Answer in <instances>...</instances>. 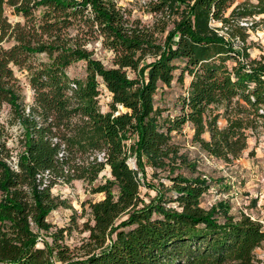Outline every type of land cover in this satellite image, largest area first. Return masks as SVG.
I'll list each match as a JSON object with an SVG mask.
<instances>
[{
	"label": "trees",
	"instance_id": "16d2710c",
	"mask_svg": "<svg viewBox=\"0 0 264 264\" xmlns=\"http://www.w3.org/2000/svg\"><path fill=\"white\" fill-rule=\"evenodd\" d=\"M146 13L152 22L117 0H0V108L21 131L15 159L0 123V264H262L264 225L229 201L202 206L212 181L174 134L191 125L193 144L231 164L264 128V58L246 48L264 0H151ZM96 43L110 66L90 49ZM79 62L83 79L68 73ZM15 69L26 73L30 103ZM186 75L180 114L163 116L158 92ZM75 181L104 195L88 203L80 261L48 222L66 205L52 189ZM144 187L155 196L143 197ZM43 233L52 242L40 247Z\"/></svg>",
	"mask_w": 264,
	"mask_h": 264
},
{
	"label": "rangeland",
	"instance_id": "374dc122",
	"mask_svg": "<svg viewBox=\"0 0 264 264\" xmlns=\"http://www.w3.org/2000/svg\"><path fill=\"white\" fill-rule=\"evenodd\" d=\"M125 8L133 10L134 17L140 18L145 23H150L153 16L146 13L147 4L151 0H117ZM8 16L11 22L23 21L22 18L12 15L9 11ZM264 16L257 17L256 22ZM251 21L243 22V25H250ZM249 38L246 48L253 59L264 58V22H261L255 30L249 31ZM237 46H242L240 42ZM95 51V56L101 59L106 66H110L111 53L101 47L100 43L90 46ZM17 77L21 80L26 96V103L32 101V91L26 81V73H21L15 69ZM72 78L83 79L86 76V63L79 62L68 69ZM177 76L180 70L176 72ZM190 77L186 75L184 84L175 80L171 87H164L156 96V106L164 110L163 116L175 117L180 114V101L186 95ZM111 95L103 89L100 96V105L103 112L110 110L109 103ZM0 123L4 124L8 130V145L13 149L14 158L19 152L18 140L21 133L18 125L11 123L10 109L4 105L0 108ZM225 124L220 121V126ZM194 131L191 125H186L182 133L174 134V142L180 148V153L188 156L192 163L198 165V174H202L212 181L210 192L204 197L202 206L210 208L219 201H229L232 212L239 214L245 212L253 216L256 220L264 222V128L255 132H250L248 148L243 153L241 159L227 164L221 160L209 157L197 145L192 143ZM132 141L128 142L130 145ZM129 165L136 169L137 162L134 157H130ZM149 180L151 179V169H148ZM188 175V173H186ZM102 175L110 177V169L107 167ZM163 182L169 181L161 175ZM157 179H155V182ZM96 184H99L96 183ZM54 196L66 202V205L53 211L48 222L52 225L51 232L63 230V239L60 246L71 251L73 261H80L86 253L88 233L83 230L84 223L89 219V202H97L104 198L101 194H92L90 187L82 181H75L71 185L59 184L52 189ZM148 193L155 196L154 191L147 188L142 189V196ZM61 234V233H60ZM43 238L52 242V239L45 233L39 239L38 246L44 247ZM257 257L264 264V246L256 251Z\"/></svg>",
	"mask_w": 264,
	"mask_h": 264
},
{
	"label": "built area",
	"instance_id": "2783aa9c",
	"mask_svg": "<svg viewBox=\"0 0 264 264\" xmlns=\"http://www.w3.org/2000/svg\"><path fill=\"white\" fill-rule=\"evenodd\" d=\"M102 157H103V155H100L99 156V160H102ZM48 178V172L46 173V179ZM45 183H47L46 181H45ZM44 186H46L45 184H44ZM252 218L254 219V220H256L253 216H252ZM263 225H264V222H262V221H260Z\"/></svg>",
	"mask_w": 264,
	"mask_h": 264
}]
</instances>
